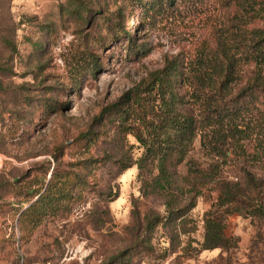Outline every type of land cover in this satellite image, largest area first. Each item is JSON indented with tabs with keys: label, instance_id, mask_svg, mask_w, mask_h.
Returning <instances> with one entry per match:
<instances>
[{
	"label": "rangeland",
	"instance_id": "obj_1",
	"mask_svg": "<svg viewBox=\"0 0 264 264\" xmlns=\"http://www.w3.org/2000/svg\"><path fill=\"white\" fill-rule=\"evenodd\" d=\"M207 1L172 17L154 0H0V264H264L254 201L216 204L223 185L251 194L249 173L264 207V136L222 163L197 134L164 178L138 140L166 107L196 113L182 73L232 13ZM36 203L40 221L21 230ZM208 212L227 246L202 248Z\"/></svg>",
	"mask_w": 264,
	"mask_h": 264
},
{
	"label": "trees",
	"instance_id": "obj_2",
	"mask_svg": "<svg viewBox=\"0 0 264 264\" xmlns=\"http://www.w3.org/2000/svg\"><path fill=\"white\" fill-rule=\"evenodd\" d=\"M154 1L153 6L172 17L181 13L197 14L209 4L207 0L201 3L197 0ZM220 1L221 6L229 7L232 13L213 27V45L206 46L191 59L186 65L187 70L182 73L183 83L189 90L187 101L196 109V113L181 114L166 107L161 113L160 123L151 130L152 139L143 141L138 138L142 141L145 156L157 160L162 178L166 175V163L171 156H176L175 163H180L197 134L203 150L222 163L228 159L230 149L232 153H242L241 140L254 134L255 137L259 134L264 136V104L260 101L264 98V0ZM248 65L252 66L251 73L243 79L242 69ZM158 73L160 71L155 72L156 75ZM123 97L126 99V95ZM120 103L124 104V101L120 99L107 109L117 108ZM127 112V109L124 110L123 116ZM247 118L249 120L244 123ZM135 163L142 167L143 160H136ZM244 186L251 194L245 195L223 185L216 204L226 205L228 212H241L240 204H245V199H249L256 204L254 212L264 215L262 197L258 191L260 181L246 173ZM160 188L164 189V185L161 184ZM45 191L47 193L40 196L41 202L51 197L48 189ZM60 197L64 195L60 194ZM43 211L45 209L38 203L31 205L21 213L19 228L25 230V225L37 226ZM203 221L205 233L202 248L227 246L221 216L208 212Z\"/></svg>",
	"mask_w": 264,
	"mask_h": 264
}]
</instances>
